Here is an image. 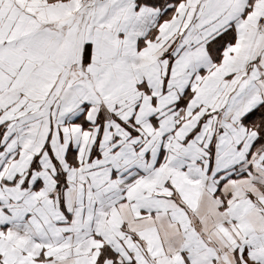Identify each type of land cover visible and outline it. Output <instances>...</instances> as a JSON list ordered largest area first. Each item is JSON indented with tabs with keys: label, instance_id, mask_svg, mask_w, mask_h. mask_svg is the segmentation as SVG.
<instances>
[{
	"label": "snow or ice",
	"instance_id": "6c2138e0",
	"mask_svg": "<svg viewBox=\"0 0 264 264\" xmlns=\"http://www.w3.org/2000/svg\"><path fill=\"white\" fill-rule=\"evenodd\" d=\"M0 264H264V0H0Z\"/></svg>",
	"mask_w": 264,
	"mask_h": 264
}]
</instances>
